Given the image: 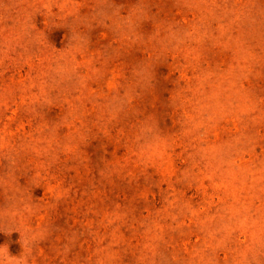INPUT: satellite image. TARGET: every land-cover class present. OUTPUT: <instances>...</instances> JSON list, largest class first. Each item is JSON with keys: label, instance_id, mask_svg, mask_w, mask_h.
<instances>
[{"label": "rangeland", "instance_id": "rangeland-1", "mask_svg": "<svg viewBox=\"0 0 264 264\" xmlns=\"http://www.w3.org/2000/svg\"><path fill=\"white\" fill-rule=\"evenodd\" d=\"M0 264H264V0H0Z\"/></svg>", "mask_w": 264, "mask_h": 264}]
</instances>
